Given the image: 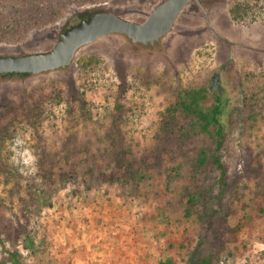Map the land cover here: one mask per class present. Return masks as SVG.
Segmentation results:
<instances>
[{
	"label": "rangeland",
	"instance_id": "obj_1",
	"mask_svg": "<svg viewBox=\"0 0 264 264\" xmlns=\"http://www.w3.org/2000/svg\"><path fill=\"white\" fill-rule=\"evenodd\" d=\"M164 1L105 0L71 6L53 25L32 31L16 44H0V57L47 52L65 29L97 13L111 12L142 23ZM229 8L227 0H197L179 14L170 33L152 45L110 35L81 48L64 69L0 76V108L30 106L41 90L56 87L62 100L71 99L77 112L82 82L77 60L93 57L99 61L91 74L93 84L105 91L104 95L87 94L97 102L89 119L71 121L65 102H60L52 110L53 117L51 113L36 127L38 137L23 125L12 127L2 154L20 179L8 181L0 174V233L8 240L6 248L12 249L11 240L27 218L30 228L39 215L41 222L48 223L49 254L59 262H66L72 249L82 250L73 264H155L168 256L169 243L174 250L182 244L183 251L191 252L201 239L199 254L210 252L217 221L207 231L194 219L186 221L182 216L179 191L189 182L188 170L182 168L183 178L169 192L164 188L167 169L181 162V157L168 158L166 153L176 152L183 143L175 132L159 129L160 114L183 87H206L222 94L226 102L243 94L250 98L245 87L254 90L256 122L248 125L243 121L249 109L242 105L248 110L241 107L240 116H234L222 156L228 169L226 199H233L237 208L241 203L254 208L247 212L237 209L230 225L247 213L259 214L252 198L256 192L264 193V16L251 25H238L231 21ZM117 105L124 107L119 113ZM112 114L121 116L116 117L121 121L117 130L110 127ZM109 145L130 152L128 160L143 176L142 181L128 188L105 183V176L114 170ZM64 152L68 157L62 159ZM41 161L52 166L49 179L38 176ZM35 177L37 188L32 193L37 197L29 201L34 214L23 208L21 200L28 196L25 182ZM69 202L73 206L65 210ZM120 206L126 211L121 212ZM237 238L230 248L235 260L222 257L221 264H264V258H259L264 252V216L255 217ZM15 248L24 264H33L34 258L21 243ZM4 256L0 247V264H10L3 261Z\"/></svg>",
	"mask_w": 264,
	"mask_h": 264
},
{
	"label": "trees",
	"instance_id": "obj_2",
	"mask_svg": "<svg viewBox=\"0 0 264 264\" xmlns=\"http://www.w3.org/2000/svg\"><path fill=\"white\" fill-rule=\"evenodd\" d=\"M103 1L105 0H0V44H16L23 41L32 31L53 25L63 17L65 11L71 6L85 7ZM227 1L230 5L229 17L235 24L251 25L257 21L259 16H264V4L261 0ZM89 18L90 16H87L84 20ZM98 63L99 61L93 57H82L77 60V74L82 81L77 112L73 109L71 99L62 100L60 90L56 87H50L47 91H45L46 89L41 90L37 99L30 106L0 108V174H3L6 180L20 179L17 169H12L9 159L4 158L2 154L3 146L11 139L10 133L14 124L25 126V129L34 132V137H38L37 131L35 132L36 127L45 118L48 119L54 107L58 106L60 102H65V112L71 121L92 117V112L97 109V102L89 100L87 94L97 96L104 95L105 92H103L104 88H97L91 78L93 68ZM13 75L26 76V74ZM238 88H242L241 85ZM245 88L251 92L250 98L240 91L243 94L242 98L232 100L231 97L227 98L226 102L222 94L211 93L206 87H183L175 91L172 102L160 114L159 129L173 132V134L175 132L178 140L183 143L179 145V150L176 152L166 153L168 158L171 156L172 158L181 157V162L167 169L165 191L169 192L171 185L183 178L182 168L185 167L189 172V182L179 191L183 219L186 221L194 219L207 231H210L214 222L217 221L218 232L215 235V241L211 244V251L205 256L199 254L200 248L203 246L204 240L202 239L197 242L191 252L185 250L184 252L182 244L178 246L177 250H174L169 243L167 245L168 256L157 260L155 264H221L222 257L233 261L235 255L230 251V248L236 244L240 232L252 223L255 217L264 216V193L260 195V192H256L252 201L259 214L247 213L237 218L234 225H230V220L236 217L237 209L247 212L252 208L245 203H241L240 208H237L233 199H226L229 187L228 169L222 156L225 144L232 135L234 116H240L241 107L247 106L249 109V113L243 121L248 125H253L256 122L258 115L254 109L256 103L252 102L256 94L249 87ZM100 90L101 92H98ZM244 102L248 104L246 105ZM123 108L115 106L118 113ZM243 108L245 111L248 110ZM53 115L52 113L51 116L53 117ZM76 115L78 116L75 117ZM116 117L121 118V116L112 114L113 119L110 123L112 130H117L121 125V121ZM108 148L113 150L114 170L104 178L107 185L119 184L121 188H128L127 185L143 180V176L134 170L133 163L128 160L131 155L127 149L120 146L114 148L110 145ZM67 155L65 152L61 154L62 159L63 156L67 158ZM37 167L38 176L43 179L51 177V164L41 161ZM35 179L36 177L30 178V181L25 182L28 196L21 200L24 203L23 208L34 212V214L36 211L33 208L29 209V201L37 197L32 193V189L37 188V185L33 183V181L36 182ZM258 198L261 199L258 200ZM108 203L110 204L111 201L108 200ZM44 204L49 205V203ZM72 206L73 202H69L65 210ZM120 211L125 212V206H120ZM29 223L30 219L27 218L26 225L17 229L18 236L11 240L12 249L6 248L8 240L2 239L0 233V247L5 255L3 261L10 264H24L15 248L18 243H21L23 250L34 258L33 264H73L76 258L81 255L82 250L77 252L71 249L66 262L57 261L49 254L51 242L48 223L41 222L39 215L36 216L33 227L28 228ZM224 252L225 256H223ZM259 258H264V252L259 254Z\"/></svg>",
	"mask_w": 264,
	"mask_h": 264
},
{
	"label": "water",
	"instance_id": "obj_3",
	"mask_svg": "<svg viewBox=\"0 0 264 264\" xmlns=\"http://www.w3.org/2000/svg\"><path fill=\"white\" fill-rule=\"evenodd\" d=\"M197 0H165L142 23H135L103 12L70 26L53 47L44 53L0 57V76L7 74L39 75L71 65L83 47L110 35H122L134 44L152 45L171 32L179 14Z\"/></svg>",
	"mask_w": 264,
	"mask_h": 264
}]
</instances>
